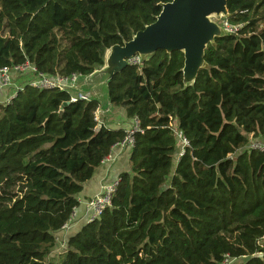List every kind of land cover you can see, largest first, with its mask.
Here are the masks:
<instances>
[{
	"label": "trees",
	"instance_id": "16d2710c",
	"mask_svg": "<svg viewBox=\"0 0 264 264\" xmlns=\"http://www.w3.org/2000/svg\"><path fill=\"white\" fill-rule=\"evenodd\" d=\"M171 0H0V68L89 75L109 48L156 21ZM239 34L206 48L184 85V54L158 50L109 83L114 107L138 118L130 169L112 206L57 236L77 195L125 129L97 128L100 102L32 87L0 102V264H264V0H228ZM189 140L181 145L171 123ZM129 126V127H130ZM244 256L252 258L240 263Z\"/></svg>",
	"mask_w": 264,
	"mask_h": 264
},
{
	"label": "water",
	"instance_id": "95a60500",
	"mask_svg": "<svg viewBox=\"0 0 264 264\" xmlns=\"http://www.w3.org/2000/svg\"><path fill=\"white\" fill-rule=\"evenodd\" d=\"M227 3L228 0H171L163 3L155 22L138 31L130 41L107 50L103 67L89 74L87 82L91 84L95 78L99 84H104L110 103L109 83L129 66V59L139 55L143 61L158 50H164L184 54L183 82L186 87L194 85L200 70L206 67L207 46L226 35L211 17L228 16ZM68 104L65 102L63 106ZM254 257L263 258L264 254L258 253ZM251 258L244 256L239 262L246 263Z\"/></svg>",
	"mask_w": 264,
	"mask_h": 264
},
{
	"label": "built area",
	"instance_id": "2783aa9c",
	"mask_svg": "<svg viewBox=\"0 0 264 264\" xmlns=\"http://www.w3.org/2000/svg\"><path fill=\"white\" fill-rule=\"evenodd\" d=\"M220 18L221 20L218 25L227 35L239 34L243 26L242 24L233 25L223 15H221ZM128 63L129 65L138 66L142 63V58L141 56L136 55L129 59ZM87 77L88 75L83 76L77 73H73L68 76L60 74H47L39 71L37 66L26 58L21 63L14 64L10 67L4 66L0 68V96L4 98L2 102L9 103L14 100L19 93L23 92L26 87H32L37 90L55 89L67 92L70 95L69 103H77L79 101L88 102L92 100V96L86 90L82 89L79 84L80 80L83 78L85 79V82H87ZM18 79L22 80L19 81ZM95 121L97 122V128H101L103 126L102 115L99 109L95 113ZM171 127L181 145V150L178 156L180 159V157L185 153L186 147L189 146V140L184 131L177 127L176 123L172 122ZM139 132L143 133V129L139 119L134 118L132 125L125 129L124 138L113 146L111 152L105 157L102 163L105 164L115 161L116 158L113 154V149L115 148H118L120 151L132 150L135 147L136 134ZM248 148L264 152V139H251ZM120 182L121 177L119 176L112 182L103 184L101 192L86 202L84 215L79 218L76 209L69 221L63 226L62 232L67 233L72 226L80 220H82L84 224H89L99 219L103 212L108 207L112 206V199ZM58 237L59 236H57V240L62 245H60V247L66 246L65 241L61 242ZM234 260L235 259L230 255H225L221 264H232Z\"/></svg>",
	"mask_w": 264,
	"mask_h": 264
},
{
	"label": "crops",
	"instance_id": "0c3cea01",
	"mask_svg": "<svg viewBox=\"0 0 264 264\" xmlns=\"http://www.w3.org/2000/svg\"><path fill=\"white\" fill-rule=\"evenodd\" d=\"M81 88L84 89L82 86ZM87 92L91 94L92 98L97 99L99 102L101 101L99 100L96 93H91L90 91ZM3 100L4 98L0 97V102ZM99 110L102 115V125L105 128L127 129L130 126L131 120L127 117L126 111L124 109L114 107L108 101H106V103L103 105L100 102ZM251 139L262 140V138H253L252 136ZM131 151L132 150L120 151L118 148L113 149V154L116 158L115 161L105 164L102 163L101 166L96 169L92 178L84 183L83 189L77 195L79 200V206L77 207L79 218H81L85 213L86 202L101 192L103 184L112 182L123 172H126L130 169ZM83 224L84 223L82 220L78 221L67 233H61L58 235V238H60L61 242L65 241L66 245L68 238L78 232L82 228ZM235 262L232 264H236Z\"/></svg>",
	"mask_w": 264,
	"mask_h": 264
},
{
	"label": "rangeland",
	"instance_id": "374dc122",
	"mask_svg": "<svg viewBox=\"0 0 264 264\" xmlns=\"http://www.w3.org/2000/svg\"><path fill=\"white\" fill-rule=\"evenodd\" d=\"M211 20L213 22H216L217 24L220 23L221 18L218 16H212ZM19 81H21L22 79H18ZM79 84L87 91H90L91 93H96L99 100H101V104H105L107 101V91H106V87L104 84H99V81L95 78L92 79L91 84L88 82H85V79H81ZM1 97V96H0ZM59 243V241H58ZM61 252V248L55 249V251L53 252V254L55 256H57L59 253Z\"/></svg>",
	"mask_w": 264,
	"mask_h": 264
}]
</instances>
